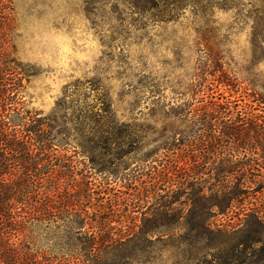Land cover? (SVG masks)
<instances>
[{"label": "rangeland", "instance_id": "rangeland-1", "mask_svg": "<svg viewBox=\"0 0 264 264\" xmlns=\"http://www.w3.org/2000/svg\"><path fill=\"white\" fill-rule=\"evenodd\" d=\"M3 2L25 110L67 131L54 177L69 212H89L84 228L130 238L135 264H264L258 134H225L227 99L264 117V0ZM208 50L237 78L232 94L197 93Z\"/></svg>", "mask_w": 264, "mask_h": 264}, {"label": "trees", "instance_id": "trees-1", "mask_svg": "<svg viewBox=\"0 0 264 264\" xmlns=\"http://www.w3.org/2000/svg\"><path fill=\"white\" fill-rule=\"evenodd\" d=\"M4 6L0 0V264H135L130 238L110 243L97 225L85 229L89 212L76 201L69 212L64 178L55 181L53 169L67 159L65 151L57 152V138L65 141L67 131L59 119L25 110L23 68L1 32ZM196 76L199 95L220 86L232 94L239 84L210 50L200 57ZM225 128L233 144L255 131L264 158V117L242 114L227 99ZM237 169L231 163L227 177Z\"/></svg>", "mask_w": 264, "mask_h": 264}]
</instances>
